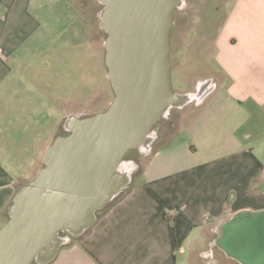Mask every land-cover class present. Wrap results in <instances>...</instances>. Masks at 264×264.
Wrapping results in <instances>:
<instances>
[{
  "label": "crops",
  "instance_id": "obj_1",
  "mask_svg": "<svg viewBox=\"0 0 264 264\" xmlns=\"http://www.w3.org/2000/svg\"><path fill=\"white\" fill-rule=\"evenodd\" d=\"M67 1L69 13L79 14L78 0ZM216 1L215 91L187 127L152 153L120 201L51 264H180L183 257L191 264L194 254L193 264H205V238L209 246L241 212H264V0ZM5 2L18 18L32 0ZM213 8L214 0H205V13ZM77 19L70 28L77 25L81 35ZM21 22L10 36L0 28V228L51 144L53 125L43 115L49 119L47 110L58 109L68 93L80 100L81 81L97 70L91 54L58 58L49 36L35 39L38 22ZM44 72H55L53 82L42 80ZM65 72H73L69 84ZM75 114L84 115L68 116Z\"/></svg>",
  "mask_w": 264,
  "mask_h": 264
},
{
  "label": "water",
  "instance_id": "obj_2",
  "mask_svg": "<svg viewBox=\"0 0 264 264\" xmlns=\"http://www.w3.org/2000/svg\"><path fill=\"white\" fill-rule=\"evenodd\" d=\"M97 2L115 98L103 112L70 115L68 134L48 146L36 176L15 193L0 228V264H51L131 185L136 166L125 156L137 149L151 153L155 124L172 109L194 100L203 104L216 89L213 79L204 93L172 88L171 29L184 0ZM222 232L219 242L230 254L246 264H264V212H241Z\"/></svg>",
  "mask_w": 264,
  "mask_h": 264
},
{
  "label": "rangeland",
  "instance_id": "obj_3",
  "mask_svg": "<svg viewBox=\"0 0 264 264\" xmlns=\"http://www.w3.org/2000/svg\"><path fill=\"white\" fill-rule=\"evenodd\" d=\"M184 1V7L187 5L186 8L184 10L176 9L174 12V25L171 29L170 37V59L172 62L171 84L174 92L179 94L197 93L193 90L196 82L205 81V79L209 77H211L209 80L213 79V81H215L214 78L218 77V68L215 62L218 21L214 20L215 18L211 16L207 18V14H205V0ZM207 4L206 2V5ZM75 5L80 10L79 14L69 13L71 7L67 0H32L30 12L28 13L29 15L24 14L23 17L17 18L12 12L9 13L10 8L7 6L5 0H0L1 33L10 36L14 23L15 26H17L19 21L25 22L28 17H30L32 22L36 21L40 24L34 36L35 39L49 36L50 38H47L46 44H48L47 46L57 49L59 47L58 50L60 51H58V58L63 59L64 57V59H66L67 53H70L72 46H78L80 44L79 46L81 47L76 50V53H87V56L91 54L92 59L96 60L100 67L99 71L103 70V72H97L96 76L93 77L92 86H88L84 81L82 82L81 86L83 88H89V92L84 93L82 91L83 93L79 96L80 100H76L75 102L67 99V97L71 95L68 93V96H66L64 100H60L61 103L58 109L51 107L47 110L49 119L45 117L46 114L43 115L44 122L49 120L50 124L53 125L50 131L51 135L49 136L51 144L56 137L64 134L63 125L69 114L81 112L83 114L95 115L106 110L115 98V94L107 78V67L105 64L106 52L104 42L107 38V34L102 30L99 18L102 6L97 0H78ZM79 16L81 19V31L83 32H81V35L77 32L79 31L77 25L70 28V22L74 20L77 21ZM64 17L69 18V20L59 24L58 21ZM59 25L60 27L64 26L65 30L58 29ZM63 47L66 49H62ZM14 60L15 56L9 60L8 65L10 67H12ZM54 73L55 72H44L45 76L42 77V80L53 82ZM70 73L72 72H67L66 74V82H68V79L71 80V77H68ZM50 77L52 78L49 79ZM39 81H41V78H39ZM66 88L67 91L73 90L72 85ZM193 102L185 105L181 109H172L167 118L164 117L155 124L152 131H155L158 137L152 145L151 153L145 156L140 149H137L130 151L125 156L124 160L126 163H132L136 166L133 172L135 180L139 179V174L148 165L152 153L170 143L183 128L187 127L194 118L197 117L199 108L192 109L191 104ZM42 166L43 163L38 161L35 163L34 170ZM129 187L125 188L113 202L100 211V214L98 213V218L114 203L120 201ZM205 239L206 249L208 248L207 241L211 238L207 237ZM78 240L79 239L72 240L67 246L74 244ZM194 256L195 259L192 257L189 263L191 261V264H193V260L197 262L196 254H194ZM181 261L180 264H186V257L181 258ZM208 262L209 261H205V264H208ZM212 264L237 263L231 262L224 254L216 251Z\"/></svg>",
  "mask_w": 264,
  "mask_h": 264
},
{
  "label": "flooded vegetation",
  "instance_id": "obj_4",
  "mask_svg": "<svg viewBox=\"0 0 264 264\" xmlns=\"http://www.w3.org/2000/svg\"><path fill=\"white\" fill-rule=\"evenodd\" d=\"M186 6L181 8V9H179V10H184L186 8ZM205 14H207V13H205ZM211 17L215 18L214 20L218 19V4H217L216 0H214V8H213V13H211ZM207 18H209L208 14H207ZM209 78H211V77H209ZM209 78L208 79L206 78L205 81L196 82V85H195L193 90H195V92L204 93L205 90L207 89L208 82L210 81ZM201 82H203V83H201ZM191 106H192V109L193 108H195V109L199 108L200 109L201 104H200V102L198 100H195L191 104ZM75 115H77V114H75ZM88 116H92V115H89V114L81 115V117H88ZM68 118H69V116L67 117L66 121L68 120ZM67 134H68V132L64 128V134L62 136H65ZM219 241H220V237H216L214 240H212V242H210V244H209V246H208V248L206 250L207 252H205V261H209L208 264H210V263L212 264L213 263V259L215 258V252L216 251H219L222 254H224V256L228 260H230L231 262H236L237 264H246L245 262L241 261L237 256L230 254L229 250L227 249V247L226 246L224 247L223 245H221V243Z\"/></svg>",
  "mask_w": 264,
  "mask_h": 264
},
{
  "label": "trees",
  "instance_id": "obj_5",
  "mask_svg": "<svg viewBox=\"0 0 264 264\" xmlns=\"http://www.w3.org/2000/svg\"><path fill=\"white\" fill-rule=\"evenodd\" d=\"M83 33V32H82ZM84 35V34H83ZM80 45V44H79ZM72 46V48L70 49V53H67L68 55L69 54H72V52H76V50L78 49V48H80L81 46ZM86 48H87V46H86ZM66 49V48H65ZM88 49V48H87ZM68 55H67V57H68ZM79 55H81L82 57H87V53H85V54H83V53H80ZM96 61V60H95ZM68 64L66 61H64V64ZM96 67H97V70H96V72H92V76L90 77V78H88L87 77V73L88 72H81L82 73V75H86V79H84V80H82L81 81V84H82V82L84 81V83H86L88 86H92V79H93V77H95L96 76V73L97 72H103V70H100L99 71V69H100V67H99V65H98V63L96 62ZM65 74H67V72H65ZM72 74H73V72L72 73H70V74H68V77H71V80H69L68 78V82H67V84H69L70 82H72L73 81V76H72ZM94 85V84H93ZM82 87V86H81ZM85 87V86H84ZM82 89V91L84 92V93H87V92H89V88H81ZM82 92V93H83ZM100 214V213H99Z\"/></svg>",
  "mask_w": 264,
  "mask_h": 264
}]
</instances>
